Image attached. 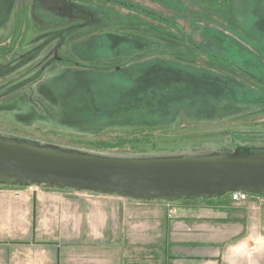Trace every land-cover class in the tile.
Returning a JSON list of instances; mask_svg holds the SVG:
<instances>
[{
  "label": "rangeland",
  "instance_id": "374dc122",
  "mask_svg": "<svg viewBox=\"0 0 264 264\" xmlns=\"http://www.w3.org/2000/svg\"><path fill=\"white\" fill-rule=\"evenodd\" d=\"M125 1L150 12L0 0V141L113 160L264 154V0ZM182 201L0 183V264H158L149 245ZM236 204L242 239L199 253L264 264V196Z\"/></svg>",
  "mask_w": 264,
  "mask_h": 264
},
{
  "label": "water",
  "instance_id": "95a60500",
  "mask_svg": "<svg viewBox=\"0 0 264 264\" xmlns=\"http://www.w3.org/2000/svg\"><path fill=\"white\" fill-rule=\"evenodd\" d=\"M0 183L47 186L175 202L234 192L264 196V154L113 160L0 141Z\"/></svg>",
  "mask_w": 264,
  "mask_h": 264
},
{
  "label": "crops",
  "instance_id": "0c3cea01",
  "mask_svg": "<svg viewBox=\"0 0 264 264\" xmlns=\"http://www.w3.org/2000/svg\"><path fill=\"white\" fill-rule=\"evenodd\" d=\"M40 195L45 199L49 198L50 194L41 192ZM260 198L261 196L249 195V202ZM32 203L35 205L34 198ZM246 208L245 204L234 203L229 195L182 201L179 206L180 213L174 216L176 220H169L165 214L157 226V239L149 245L152 248L149 252L153 262L158 264H202L201 262L207 257L202 256V253L199 252L209 249L214 252L216 257H219L221 239L237 240L242 237L243 225L247 218L244 211ZM31 213V224L35 227V209L31 210ZM95 219H92L91 222L86 221L91 226L90 228L95 225ZM6 220L9 221L10 218ZM102 225L103 231L100 236L105 241L107 240V231L104 227L105 223ZM188 228L191 231H187ZM33 242L32 238L30 243ZM99 243H101L100 239ZM156 248L158 250H155ZM188 249H194L197 252H188ZM56 255L55 253L53 255L55 257L53 264H60ZM205 263L218 264V259H207Z\"/></svg>",
  "mask_w": 264,
  "mask_h": 264
},
{
  "label": "trees",
  "instance_id": "16d2710c",
  "mask_svg": "<svg viewBox=\"0 0 264 264\" xmlns=\"http://www.w3.org/2000/svg\"><path fill=\"white\" fill-rule=\"evenodd\" d=\"M104 1H106L107 3H111L112 5H115V6H121V7H125V8L127 7L129 9H132V10H135V11H143V12H146V13L150 12V11H146L147 9H144V8H142L140 6H137V5L133 4V3H129L127 1H125V0H104ZM154 17H159L160 18V16H158V15H155ZM168 21H169V23L172 22L171 20H168ZM193 45H194L193 46V50L194 51L196 50V52H199V53H202V54H208V52L206 51L207 49L199 47V46H197L195 44H193ZM15 185L23 186V185L18 184V183H16ZM195 199H198V198H190V199H182V200H187L188 201V200H195Z\"/></svg>",
  "mask_w": 264,
  "mask_h": 264
},
{
  "label": "built area",
  "instance_id": "2783aa9c",
  "mask_svg": "<svg viewBox=\"0 0 264 264\" xmlns=\"http://www.w3.org/2000/svg\"><path fill=\"white\" fill-rule=\"evenodd\" d=\"M22 187H28L29 189H37L39 186H36V185H25V186H22ZM230 199L235 202V203H240V202H244L248 199L249 197V194L247 193H243V192H234V193H231V194H228Z\"/></svg>",
  "mask_w": 264,
  "mask_h": 264
}]
</instances>
